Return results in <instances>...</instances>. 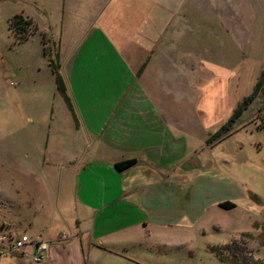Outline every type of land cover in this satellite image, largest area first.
<instances>
[{
	"label": "crops",
	"instance_id": "1",
	"mask_svg": "<svg viewBox=\"0 0 264 264\" xmlns=\"http://www.w3.org/2000/svg\"><path fill=\"white\" fill-rule=\"evenodd\" d=\"M200 2L51 0L52 51L71 104L84 112L66 114L67 124L95 129L97 140H51V214L44 195L27 192L22 209L37 211L18 223L37 233L24 234L31 243L11 251L10 264H146L136 248L146 226L195 225L214 205L236 207L246 197L228 175H213V160L201 156L209 147L172 135L183 121L169 116L199 98V81L210 73L201 65L213 66L199 55L200 29L213 27V0H202V11ZM184 172H196L188 187ZM238 233L264 244L261 234ZM42 238L51 246L37 263Z\"/></svg>",
	"mask_w": 264,
	"mask_h": 264
},
{
	"label": "rangeland",
	"instance_id": "2",
	"mask_svg": "<svg viewBox=\"0 0 264 264\" xmlns=\"http://www.w3.org/2000/svg\"><path fill=\"white\" fill-rule=\"evenodd\" d=\"M16 15L37 26L23 42L10 28ZM199 44L200 58L213 66L201 65L210 73L199 81V98L169 116L183 121L172 135L209 147L201 156L213 160V175H228L246 197L234 200L232 209L214 205L195 225H148L136 248L146 264H264V244L238 233L264 237V82L256 91L264 78V0H213V27H201ZM46 46L51 51V0H0V255L7 254L0 264H10L7 256L14 253L3 248L11 238L37 233L18 223L23 212L26 219L37 211L22 209L27 192L44 195L51 214V171L57 168L51 140H97L95 129L78 123L69 128L66 114L84 112L79 103L69 105L54 83ZM246 99L249 104L236 115ZM224 127L230 131L220 137ZM184 173L181 183L191 185L196 172Z\"/></svg>",
	"mask_w": 264,
	"mask_h": 264
},
{
	"label": "trees",
	"instance_id": "3",
	"mask_svg": "<svg viewBox=\"0 0 264 264\" xmlns=\"http://www.w3.org/2000/svg\"><path fill=\"white\" fill-rule=\"evenodd\" d=\"M10 28H11L12 32L15 34L17 40L21 41V42L27 40L37 30V26L35 25L34 21L32 19L26 18L22 15H16L11 20ZM45 41L47 44L48 42L46 39H45ZM52 50H53V46L51 47V51L47 46L45 48V53H46V56L48 58L49 65L51 67L53 74L55 75L57 87H58L60 93L63 95L66 102L69 105H72L70 98L67 94V88H66L65 82H64L63 77H62L61 72H60V64L58 62V57H57V55H55L53 53ZM263 82H264V78H261V80H259V82L256 86V91L261 89ZM249 101H250V99H246L244 101L243 105L241 107H239V109L236 111V115L242 111L243 106H246L247 104H249ZM261 122H262V125L264 126V115L261 116ZM229 131H230V129L228 127H224L223 130L221 132H219L217 135H219L221 137V136H223V134H226ZM136 163H137V160L132 159V160H127V161L117 163L116 167H117V169L122 171L124 169L131 167L132 165H134ZM220 206L222 208H225V209H232L235 207V204L233 202L226 201V202L221 203Z\"/></svg>",
	"mask_w": 264,
	"mask_h": 264
},
{
	"label": "built area",
	"instance_id": "4",
	"mask_svg": "<svg viewBox=\"0 0 264 264\" xmlns=\"http://www.w3.org/2000/svg\"><path fill=\"white\" fill-rule=\"evenodd\" d=\"M1 243V239H0ZM31 243V239L28 235H23L21 238L14 240L11 245L9 246V250L11 251H18L22 250L27 244ZM36 249L34 253V261L37 263H42L46 260L47 255L49 253V249L51 246L50 240H37L35 242Z\"/></svg>",
	"mask_w": 264,
	"mask_h": 264
}]
</instances>
